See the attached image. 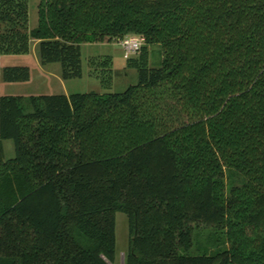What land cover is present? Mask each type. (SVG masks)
Listing matches in <instances>:
<instances>
[{"label":"trees","instance_id":"16d2710c","mask_svg":"<svg viewBox=\"0 0 264 264\" xmlns=\"http://www.w3.org/2000/svg\"><path fill=\"white\" fill-rule=\"evenodd\" d=\"M28 21L0 0V54L37 40L64 80L82 43H144L123 91L0 96V264H110L117 211L125 264H264V0H40ZM87 65L112 87L111 55Z\"/></svg>","mask_w":264,"mask_h":264},{"label":"rangeland","instance_id":"374dc122","mask_svg":"<svg viewBox=\"0 0 264 264\" xmlns=\"http://www.w3.org/2000/svg\"><path fill=\"white\" fill-rule=\"evenodd\" d=\"M40 0H29V28H34L38 22V3ZM160 45L150 46V66H155L160 59ZM111 55L113 60V81L112 87L104 89L100 81L88 74L87 59L90 56ZM135 55L125 52L122 47L114 41L98 43H82V76L64 80L60 76V64L48 63L42 65L39 61L37 40L31 43L30 52L27 54H0V96L2 95H39L90 92L99 93L112 91L120 92L129 85L137 82V72L134 68L127 67V60ZM6 66H28L30 78L27 81L7 82L2 79V70ZM43 70V71H42ZM5 157L14 155L13 141L3 140ZM115 258L110 264H125V254L128 249V216L125 212L115 213Z\"/></svg>","mask_w":264,"mask_h":264},{"label":"built area","instance_id":"2783aa9c","mask_svg":"<svg viewBox=\"0 0 264 264\" xmlns=\"http://www.w3.org/2000/svg\"><path fill=\"white\" fill-rule=\"evenodd\" d=\"M122 49L132 55H136L144 43V38L137 34H128L115 40Z\"/></svg>","mask_w":264,"mask_h":264},{"label":"crops","instance_id":"0c3cea01","mask_svg":"<svg viewBox=\"0 0 264 264\" xmlns=\"http://www.w3.org/2000/svg\"><path fill=\"white\" fill-rule=\"evenodd\" d=\"M43 71V70H42ZM65 94H69V92L67 91V92H65Z\"/></svg>","mask_w":264,"mask_h":264}]
</instances>
